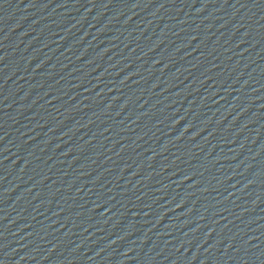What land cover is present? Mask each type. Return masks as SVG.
<instances>
[{"label":"water","instance_id":"1","mask_svg":"<svg viewBox=\"0 0 264 264\" xmlns=\"http://www.w3.org/2000/svg\"><path fill=\"white\" fill-rule=\"evenodd\" d=\"M0 264H264V0H0Z\"/></svg>","mask_w":264,"mask_h":264}]
</instances>
